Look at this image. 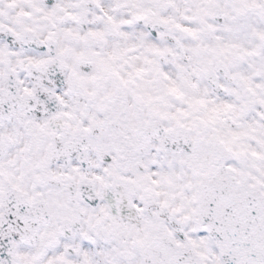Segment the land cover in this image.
<instances>
[{"label":"snow or ice","instance_id":"obj_1","mask_svg":"<svg viewBox=\"0 0 264 264\" xmlns=\"http://www.w3.org/2000/svg\"><path fill=\"white\" fill-rule=\"evenodd\" d=\"M0 264H264V0H0Z\"/></svg>","mask_w":264,"mask_h":264}]
</instances>
